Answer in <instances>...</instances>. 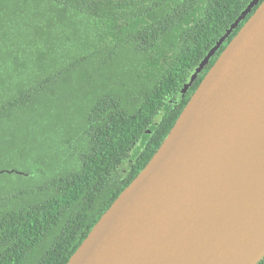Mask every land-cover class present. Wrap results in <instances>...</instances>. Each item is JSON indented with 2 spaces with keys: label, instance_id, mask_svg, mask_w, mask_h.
Returning a JSON list of instances; mask_svg holds the SVG:
<instances>
[{
  "label": "trees",
  "instance_id": "trees-1",
  "mask_svg": "<svg viewBox=\"0 0 264 264\" xmlns=\"http://www.w3.org/2000/svg\"><path fill=\"white\" fill-rule=\"evenodd\" d=\"M250 1L0 0V148L25 129L44 134L48 159L75 163L0 193V264L68 262L155 154L243 22L178 102L180 91ZM43 157L23 159L26 179Z\"/></svg>",
  "mask_w": 264,
  "mask_h": 264
},
{
  "label": "water",
  "instance_id": "water-1",
  "mask_svg": "<svg viewBox=\"0 0 264 264\" xmlns=\"http://www.w3.org/2000/svg\"><path fill=\"white\" fill-rule=\"evenodd\" d=\"M258 2L206 54L178 102ZM263 258L264 1L66 264H258Z\"/></svg>",
  "mask_w": 264,
  "mask_h": 264
},
{
  "label": "rangeland",
  "instance_id": "rangeland-1",
  "mask_svg": "<svg viewBox=\"0 0 264 264\" xmlns=\"http://www.w3.org/2000/svg\"><path fill=\"white\" fill-rule=\"evenodd\" d=\"M30 118V117H29ZM27 118L23 120H16L17 123H24ZM72 123L76 124V111L67 117ZM34 133H28L25 129H19L15 132V136L11 140V144H8L7 149L2 150L0 148V193L4 191H8V189H13L17 191L20 188H25L28 185H38L43 183L44 181L49 178L55 172L61 168H71L75 165L69 156L61 155L60 160H52V158L48 159L47 157V148L44 142V134L33 135ZM37 134V133H36ZM44 143V144H43ZM38 144V145H37ZM44 145V146H43ZM43 155L45 159V163L43 160L41 163L44 171H36L33 172L32 178L29 179L25 178V172L31 170V161L25 164L23 159L26 156H31L35 158V155ZM64 164V166H63ZM125 166L123 165L117 175L115 176L114 180L119 181L122 176L123 172L125 171ZM26 169V170H25ZM49 175V176H48ZM35 262L33 256H29L28 259L23 264H33Z\"/></svg>",
  "mask_w": 264,
  "mask_h": 264
},
{
  "label": "flooded vegetation",
  "instance_id": "flooded-vegetation-1",
  "mask_svg": "<svg viewBox=\"0 0 264 264\" xmlns=\"http://www.w3.org/2000/svg\"><path fill=\"white\" fill-rule=\"evenodd\" d=\"M252 1H253V0H251V1L249 2V4H250ZM263 1H264V0H259V2L257 3V5H256L255 7L252 8L250 14H249V15H248V16L242 21L244 24H245L246 21L249 19V17H251V15L255 12V10L258 8V6H259ZM249 4H248V5H249ZM248 5H247V6H248ZM247 6H246V7H247ZM245 9H246V8H245ZM245 9H244V10H245ZM244 10H243V11H244ZM241 13H242V12H241ZM239 16H240V15H239ZM239 16H238V17H239ZM242 22H240L239 25H240ZM239 25H238V26H239ZM237 28H238V27H237ZM235 30H236V29H235ZM228 39H229V38H228ZM228 39L226 40V42L228 41ZM226 42H225V43H226ZM229 42H230V41H229ZM229 42H228V43H229ZM225 43H224V44H225ZM224 44H223V45H224ZM223 45H222V46H223ZM218 51H219V50H218ZM204 69H205V68H204ZM202 72H203V71H202ZM202 72H201V73H202ZM201 73H200V74H201ZM200 74H199V76H200ZM199 76H198V77H199ZM198 77H197V79H198ZM190 78H191V77H190ZM197 79H196V80H197ZM189 80H190V79H189ZM195 82H196V81H195ZM192 85H193V84H192ZM192 85H191V86H192ZM189 89H190V88H189ZM188 91H189V90H188ZM187 94H188V92L186 93V95H187ZM186 95H185V97H186ZM185 97H184V98H185ZM184 98H183V99H184ZM183 99H182V100H183ZM182 100H181V101H182ZM177 101H178V100H177ZM174 103H175V102L169 101V104H170V105H171V104H174Z\"/></svg>",
  "mask_w": 264,
  "mask_h": 264
}]
</instances>
